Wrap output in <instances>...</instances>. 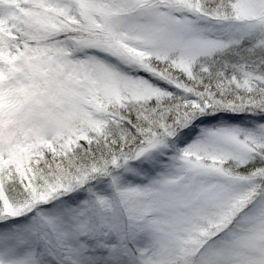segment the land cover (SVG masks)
Wrapping results in <instances>:
<instances>
[{
  "label": "snow or ice",
  "instance_id": "6c2138e0",
  "mask_svg": "<svg viewBox=\"0 0 264 264\" xmlns=\"http://www.w3.org/2000/svg\"><path fill=\"white\" fill-rule=\"evenodd\" d=\"M0 264H264V0H0Z\"/></svg>",
  "mask_w": 264,
  "mask_h": 264
}]
</instances>
